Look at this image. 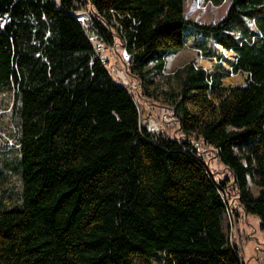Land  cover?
I'll list each match as a JSON object with an SVG mask.
<instances>
[{
	"label": "trees",
	"instance_id": "1",
	"mask_svg": "<svg viewBox=\"0 0 264 264\" xmlns=\"http://www.w3.org/2000/svg\"><path fill=\"white\" fill-rule=\"evenodd\" d=\"M187 27L245 84L193 62L167 73ZM146 105L170 110L173 136L149 129ZM4 111L21 191L0 208V264H245L225 231L232 203L264 231V0H231L216 24L188 19L185 0H0Z\"/></svg>",
	"mask_w": 264,
	"mask_h": 264
},
{
	"label": "rangeland",
	"instance_id": "2",
	"mask_svg": "<svg viewBox=\"0 0 264 264\" xmlns=\"http://www.w3.org/2000/svg\"><path fill=\"white\" fill-rule=\"evenodd\" d=\"M230 3L231 0H225L222 5L216 6L207 0H185V15L188 19L198 23L216 24L225 18ZM90 37L95 46L101 45L97 43L95 36L91 35ZM185 39L186 44L183 49L174 50L167 54L169 59L167 73L173 72L186 63L193 62L196 65L210 69L213 74H216V71L223 73L226 78L224 79L225 85L245 84L244 75H229L228 70L231 68L233 60L232 54L217 44L213 36L200 32L194 27H187L185 29ZM106 53L104 49L101 52V56L105 59ZM109 58L111 61V72L115 79L128 87L139 99L137 81L127 75L124 64L116 58L115 54L111 53ZM3 106L5 107L6 104L4 103ZM145 107L146 113H149L148 115L146 114V123L150 130L153 132L163 131L170 136L175 134L178 124L172 118L170 110L162 105H146ZM12 120L10 111L1 113L0 196L2 198L0 199V208L13 207L21 191L19 149L15 142L18 127L17 122ZM201 151L206 154L210 167L216 172H222V166L212 158V153L207 148H201ZM251 187L253 192L257 194V188L254 185ZM232 207L234 212L225 218V231L231 239L242 247L241 256L245 264H264V252L262 251L264 247V231L261 229L260 217L244 213L236 203H232Z\"/></svg>",
	"mask_w": 264,
	"mask_h": 264
},
{
	"label": "built area",
	"instance_id": "3",
	"mask_svg": "<svg viewBox=\"0 0 264 264\" xmlns=\"http://www.w3.org/2000/svg\"><path fill=\"white\" fill-rule=\"evenodd\" d=\"M101 50H102V47L99 46L97 48V51L100 52ZM123 57L125 58L126 61H129L130 60V56L128 54H126V53H124Z\"/></svg>",
	"mask_w": 264,
	"mask_h": 264
},
{
	"label": "bare ground",
	"instance_id": "4",
	"mask_svg": "<svg viewBox=\"0 0 264 264\" xmlns=\"http://www.w3.org/2000/svg\"><path fill=\"white\" fill-rule=\"evenodd\" d=\"M98 47H99V46H98ZM98 47H97V48H98ZM100 52H102V50H101ZM100 52H99V53H100ZM103 61H104L105 64L107 63V59L104 58Z\"/></svg>",
	"mask_w": 264,
	"mask_h": 264
},
{
	"label": "crops",
	"instance_id": "5",
	"mask_svg": "<svg viewBox=\"0 0 264 264\" xmlns=\"http://www.w3.org/2000/svg\"><path fill=\"white\" fill-rule=\"evenodd\" d=\"M166 62H167V65L169 64V59H168V57L166 58Z\"/></svg>",
	"mask_w": 264,
	"mask_h": 264
}]
</instances>
